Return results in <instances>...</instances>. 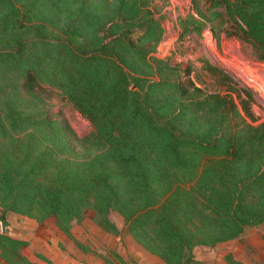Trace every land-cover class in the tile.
<instances>
[{
	"label": "trees",
	"instance_id": "1",
	"mask_svg": "<svg viewBox=\"0 0 264 264\" xmlns=\"http://www.w3.org/2000/svg\"><path fill=\"white\" fill-rule=\"evenodd\" d=\"M224 1L238 28L230 35L264 61V0ZM152 5L0 0L1 222L54 219L70 235L91 211L117 234L116 214L165 264H202L197 248L264 224V123L245 118L252 95L208 62L232 93L206 94L191 66L155 57L164 32ZM54 100L72 103L92 132L62 127ZM25 246L0 233L7 264H19L10 252L26 264Z\"/></svg>",
	"mask_w": 264,
	"mask_h": 264
},
{
	"label": "rangeland",
	"instance_id": "2",
	"mask_svg": "<svg viewBox=\"0 0 264 264\" xmlns=\"http://www.w3.org/2000/svg\"><path fill=\"white\" fill-rule=\"evenodd\" d=\"M152 7L164 32L154 56L169 58L173 65L180 64L183 70L191 66V79L206 94L232 93L203 66L208 62L222 68L238 87L248 89L252 95L253 117L246 116L247 121L255 126L263 124L264 61L256 57L250 42L230 35L238 28L227 16L225 1L153 0ZM191 17L199 24L193 23ZM185 24L190 25V31L184 33L182 26ZM243 98L249 100L244 94ZM53 102L54 118L62 127L69 128L77 137L92 132V124L72 103ZM237 103L240 104V100ZM111 219L118 228L117 234L105 231L97 224L94 213L88 211L83 222L75 224L71 234L66 235L58 229L54 219L38 223L26 216L8 213L7 225L0 221V233L25 239L22 254L35 260V263L28 261L26 264H165L134 241L118 215L114 214ZM9 256L14 260L11 262L25 264L11 252ZM195 256L202 264H230V259L240 264H264V224L249 229L238 239L215 247H199Z\"/></svg>",
	"mask_w": 264,
	"mask_h": 264
},
{
	"label": "crops",
	"instance_id": "3",
	"mask_svg": "<svg viewBox=\"0 0 264 264\" xmlns=\"http://www.w3.org/2000/svg\"><path fill=\"white\" fill-rule=\"evenodd\" d=\"M18 239V238H17ZM21 240H23V241H25V239H23V238H21ZM25 248V247H24ZM23 248V249H24ZM39 254V253H38ZM24 255V254H23ZM43 255V254H42ZM1 257V256H0ZM26 257V256H25ZM43 257V256H42ZM26 259L28 260V261H30V262H32V263H35V260L34 259H32L31 257L29 258V257H26ZM0 260H2V258L0 259ZM3 261V260H2ZM3 264H7L6 262H4L3 261Z\"/></svg>",
	"mask_w": 264,
	"mask_h": 264
},
{
	"label": "built area",
	"instance_id": "4",
	"mask_svg": "<svg viewBox=\"0 0 264 264\" xmlns=\"http://www.w3.org/2000/svg\"><path fill=\"white\" fill-rule=\"evenodd\" d=\"M252 81H256V80L252 79Z\"/></svg>",
	"mask_w": 264,
	"mask_h": 264
}]
</instances>
